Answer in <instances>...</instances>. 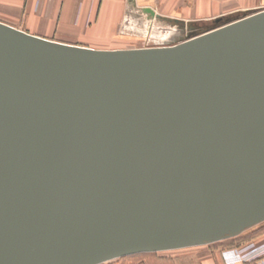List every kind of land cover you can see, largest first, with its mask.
Here are the masks:
<instances>
[{"label":"water","instance_id":"95a60500","mask_svg":"<svg viewBox=\"0 0 264 264\" xmlns=\"http://www.w3.org/2000/svg\"><path fill=\"white\" fill-rule=\"evenodd\" d=\"M96 49L0 21V264H102L264 223V8ZM203 25V26H202Z\"/></svg>","mask_w":264,"mask_h":264},{"label":"crops","instance_id":"0c3cea01","mask_svg":"<svg viewBox=\"0 0 264 264\" xmlns=\"http://www.w3.org/2000/svg\"><path fill=\"white\" fill-rule=\"evenodd\" d=\"M149 8L164 17L211 22L263 9L264 0H0V21L46 39L96 48L127 19L154 18ZM227 251L198 264H264V254L231 262Z\"/></svg>","mask_w":264,"mask_h":264},{"label":"rangeland","instance_id":"374dc122","mask_svg":"<svg viewBox=\"0 0 264 264\" xmlns=\"http://www.w3.org/2000/svg\"><path fill=\"white\" fill-rule=\"evenodd\" d=\"M136 16L122 22L117 30L95 43L96 49H131L166 46L179 43L185 36L176 26L163 20H150ZM203 26V25H202ZM264 243V223L242 234L212 244L160 252H147L113 259L102 264H198L199 261H213L214 256H223L227 250H240L249 244Z\"/></svg>","mask_w":264,"mask_h":264},{"label":"built area","instance_id":"2783aa9c","mask_svg":"<svg viewBox=\"0 0 264 264\" xmlns=\"http://www.w3.org/2000/svg\"><path fill=\"white\" fill-rule=\"evenodd\" d=\"M149 19L153 21L156 20L155 18ZM225 253L227 254V258L231 260V262H233L236 257L242 260H254L264 254V243L257 246L255 244H251L243 249L229 250Z\"/></svg>","mask_w":264,"mask_h":264},{"label":"flooded vegetation","instance_id":"af4514ba","mask_svg":"<svg viewBox=\"0 0 264 264\" xmlns=\"http://www.w3.org/2000/svg\"><path fill=\"white\" fill-rule=\"evenodd\" d=\"M254 11V10H253ZM256 11V10H255ZM245 12H252L251 10L249 11H245ZM245 12H242V13H237V14H234V15H231V16H228V17H231V18H236V17H238V16H242L243 15V13H245ZM205 25H207V26H211V24H209V23H207L206 22V24H204V26ZM188 33V32H187ZM187 33H185V34H183L184 36H187Z\"/></svg>","mask_w":264,"mask_h":264}]
</instances>
